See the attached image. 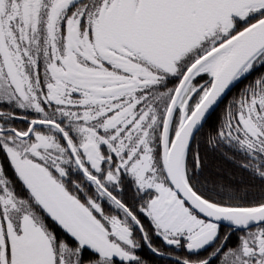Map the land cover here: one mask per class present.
I'll use <instances>...</instances> for the list:
<instances>
[{
  "label": "snow or ice",
  "instance_id": "snow-or-ice-1",
  "mask_svg": "<svg viewBox=\"0 0 264 264\" xmlns=\"http://www.w3.org/2000/svg\"><path fill=\"white\" fill-rule=\"evenodd\" d=\"M0 264H264V0H0Z\"/></svg>",
  "mask_w": 264,
  "mask_h": 264
}]
</instances>
